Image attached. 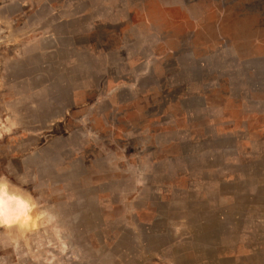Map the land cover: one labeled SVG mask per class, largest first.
Instances as JSON below:
<instances>
[{
    "label": "rangeland",
    "instance_id": "obj_1",
    "mask_svg": "<svg viewBox=\"0 0 264 264\" xmlns=\"http://www.w3.org/2000/svg\"><path fill=\"white\" fill-rule=\"evenodd\" d=\"M0 264H264V0H0Z\"/></svg>",
    "mask_w": 264,
    "mask_h": 264
},
{
    "label": "bare ground",
    "instance_id": "obj_2",
    "mask_svg": "<svg viewBox=\"0 0 264 264\" xmlns=\"http://www.w3.org/2000/svg\"><path fill=\"white\" fill-rule=\"evenodd\" d=\"M27 210V204L18 197L8 194H0V221L8 224L14 220H20Z\"/></svg>",
    "mask_w": 264,
    "mask_h": 264
}]
</instances>
